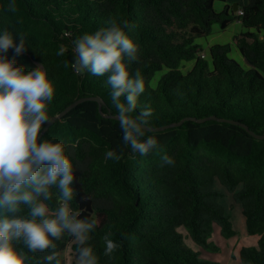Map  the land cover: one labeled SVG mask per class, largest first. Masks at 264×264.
Masks as SVG:
<instances>
[{
    "label": "trees",
    "instance_id": "1",
    "mask_svg": "<svg viewBox=\"0 0 264 264\" xmlns=\"http://www.w3.org/2000/svg\"><path fill=\"white\" fill-rule=\"evenodd\" d=\"M216 1L225 4L220 12ZM10 2L0 0V31L7 28L16 43L17 34L23 35L26 50L17 56L9 49L6 55L25 73L43 64L55 88L49 120L77 99L103 100L102 108L96 101L82 102L38 141L65 145L75 176L71 207L81 212L80 219L98 221L86 245L98 264H209L191 243L216 251L215 226L225 238L236 234L222 202L226 192L241 205L248 234L259 236L257 247H242V263L264 264V139L241 125L264 135V0L238 4L241 14L231 0H15V13L7 9ZM110 18L134 26L124 30L138 45L129 72L134 77L139 70L145 80L137 114L144 106L153 109L145 138L154 135L160 142L147 156H133L122 145L108 74L72 68L73 42ZM236 20L248 29L233 38L248 65L230 56L231 44H215L202 58L199 39L210 36L215 25L225 30ZM61 47L64 54L58 55ZM186 63L194 65L185 73ZM113 149L123 150L119 160L106 159ZM163 155L175 163L162 165ZM51 191L46 203L54 211L59 190ZM20 208L16 215L28 217L30 207ZM12 215L0 209V218ZM105 235L119 245L110 257L104 255ZM71 242L78 253L67 233L55 241L61 264ZM16 246L32 257L31 264H45L53 251L32 254L22 242Z\"/></svg>",
    "mask_w": 264,
    "mask_h": 264
},
{
    "label": "clouds",
    "instance_id": "2",
    "mask_svg": "<svg viewBox=\"0 0 264 264\" xmlns=\"http://www.w3.org/2000/svg\"><path fill=\"white\" fill-rule=\"evenodd\" d=\"M7 9L17 11L15 0ZM133 27L127 20L110 18L105 27L76 39L72 68L98 77L108 74L106 85L111 88L122 145L133 156H147L160 149V142L154 135L145 138L153 109L144 106L137 114L145 80L139 70L134 77L129 72V65L138 59V45L124 29ZM17 35L19 43L7 28L0 31V209L13 214L11 218H0V264H31L32 257L17 248L18 242L32 254L52 249L44 257L45 264H61L55 241L65 233L78 245L76 264H98L93 247L86 246L98 221L80 219L81 212L71 207L75 176L65 145L49 140L37 142L42 126L49 121L47 109L54 97V84L43 64L25 73L22 67L15 66L14 59H8L9 49L17 56L26 50L25 37ZM64 51L61 47L58 55ZM122 151H107L105 157L119 160ZM161 160L162 165L175 163L168 155ZM53 186L59 190V206L54 211L46 203L52 199ZM22 203L30 207L28 217L16 215ZM103 239L104 255L110 257L119 245L109 235Z\"/></svg>",
    "mask_w": 264,
    "mask_h": 264
},
{
    "label": "rangeland",
    "instance_id": "3",
    "mask_svg": "<svg viewBox=\"0 0 264 264\" xmlns=\"http://www.w3.org/2000/svg\"><path fill=\"white\" fill-rule=\"evenodd\" d=\"M233 1L234 4L238 3L240 5L247 3V0H233ZM224 5L225 4L223 2L216 1L214 6L216 11L220 12L222 11ZM239 11L240 10L238 8L237 12ZM218 27L220 28V26L218 25L214 26L213 36H214V30L217 29ZM242 28H243L242 24L239 25V23L234 22L229 28L225 30H222L221 28L219 30L217 29L215 33L220 34L221 40H226L227 38L230 37V35L234 34L235 32H236L235 35L240 34ZM243 30L248 31V29L245 27L243 28ZM211 35L199 39V44L204 49L205 53H208L207 51H209L207 46H208V40L211 37H213ZM232 57H234V59L238 63L242 64V66L248 65L245 59L241 62V59L238 55L232 54ZM191 68H192V63H186L182 69L186 73ZM161 75H162L161 72L157 74V76L152 81L153 85H156ZM218 187L221 188L220 185H218ZM222 202L225 205L226 214L231 217L236 234L231 238H225L221 234V228L219 226H215L214 232L212 233L211 241L218 247V250L216 251L206 250L197 246L194 243H191V247H193L194 250L199 251L200 257L209 264H239L241 263L239 260L240 259L239 250H241L240 248L257 247V240H255L256 238L254 236L248 234L245 224V217L242 213V207L240 204L234 201L232 194L226 192ZM181 231L184 234L186 233L184 232L183 229ZM72 245L73 242L69 243L68 247L62 252V257L65 260L66 264L76 263L77 253L73 250Z\"/></svg>",
    "mask_w": 264,
    "mask_h": 264
},
{
    "label": "water",
    "instance_id": "4",
    "mask_svg": "<svg viewBox=\"0 0 264 264\" xmlns=\"http://www.w3.org/2000/svg\"><path fill=\"white\" fill-rule=\"evenodd\" d=\"M234 11H238V3H235L234 4ZM86 100H92V101H96L100 104V108H102V105H103V100L102 98L100 97H90V98H80V99H77L76 101H74L73 103H71L69 106L66 107V109L61 112L59 115H57L56 117L50 119L47 124L45 125V128L43 129L42 133L40 134L37 142L39 141V139L42 137V135L44 133H46L49 128L53 125V123L55 122V120L57 119H62V117H64L68 112H70L72 109H74L75 107H77L79 104H81L82 102L86 101ZM114 118H116V116H113ZM214 118V117H212ZM117 119V118H116ZM207 119H204V120H199L201 122L205 121ZM229 122H232L234 123L233 121H229ZM252 136H254L255 138L257 139H260V140H263L264 139V135H260V134H257L256 132H254L253 130H250L249 126L246 125V124H241ZM150 129V128H149ZM152 130V129H150Z\"/></svg>",
    "mask_w": 264,
    "mask_h": 264
},
{
    "label": "crops",
    "instance_id": "5",
    "mask_svg": "<svg viewBox=\"0 0 264 264\" xmlns=\"http://www.w3.org/2000/svg\"><path fill=\"white\" fill-rule=\"evenodd\" d=\"M231 1L234 2L233 0H231ZM223 8H224V7H223ZM237 13H239V12H237ZM236 22L239 23V25L242 24V22H241L240 20H236L235 23H236ZM231 25H232V24H231ZM231 25H230V26H231ZM242 26H243V25H242ZM243 28H244V26H243ZM243 28H242L241 33H243V32L246 31V30H243ZM217 29L219 30L220 28L218 27ZM217 29L214 30V36H213V32H212V35H211V36H213V37H211V38L208 40V46H207L208 49H210V47L213 46V45H215V44H231V45H232V52H231L230 56L232 57V54H236V55H238V56L240 57L241 62H242V61L244 60V58H243L242 55L240 54V52H239V50H238L236 44H235L234 41H233V38H234L236 32H235L234 34L230 35V37L227 38L226 40H221L220 34L215 33ZM211 41H212V42H211ZM223 41H224V42H223ZM210 42H211V43H210ZM209 43H210V45H209ZM233 44H234V45H233ZM207 52H208V51H207ZM232 58H234V57H232ZM193 65H194V63H192V67H193ZM254 237L256 238L255 240H257V242H258L259 236H258V235H255ZM240 249H242V248H240ZM239 251H241V250H239ZM239 257H240V252H239ZM239 260H240V262H241V263H239V264H243L242 261H241V259H239Z\"/></svg>",
    "mask_w": 264,
    "mask_h": 264
},
{
    "label": "built area",
    "instance_id": "6",
    "mask_svg": "<svg viewBox=\"0 0 264 264\" xmlns=\"http://www.w3.org/2000/svg\"><path fill=\"white\" fill-rule=\"evenodd\" d=\"M241 13H242V10L239 11V14H241ZM200 56L205 59V58H207V53H205L203 51Z\"/></svg>",
    "mask_w": 264,
    "mask_h": 264
}]
</instances>
